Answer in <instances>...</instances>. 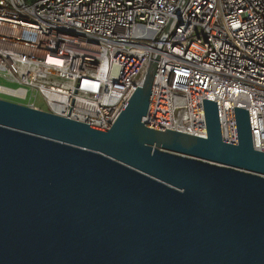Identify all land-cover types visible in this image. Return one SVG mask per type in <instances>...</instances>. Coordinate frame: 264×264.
I'll return each mask as SVG.
<instances>
[{"label":"water","instance_id":"water-1","mask_svg":"<svg viewBox=\"0 0 264 264\" xmlns=\"http://www.w3.org/2000/svg\"><path fill=\"white\" fill-rule=\"evenodd\" d=\"M149 67L109 128L0 98V264H264V152L145 123Z\"/></svg>","mask_w":264,"mask_h":264},{"label":"built area","instance_id":"built-area-1","mask_svg":"<svg viewBox=\"0 0 264 264\" xmlns=\"http://www.w3.org/2000/svg\"><path fill=\"white\" fill-rule=\"evenodd\" d=\"M149 67L145 123L205 137L208 99L236 143L242 107L264 152V0H0V95L106 129Z\"/></svg>","mask_w":264,"mask_h":264},{"label":"rangeland","instance_id":"rangeland-1","mask_svg":"<svg viewBox=\"0 0 264 264\" xmlns=\"http://www.w3.org/2000/svg\"><path fill=\"white\" fill-rule=\"evenodd\" d=\"M11 86L16 87V85H11ZM30 94L31 93L29 92L28 95H30ZM0 98L8 100V101L15 102V103H19V104H22V105H26L27 104V100H24V99H17V98L3 96V95H0ZM35 105L37 106L38 109L45 110V104H44V102H43V100L41 98H39V97L35 98Z\"/></svg>","mask_w":264,"mask_h":264}]
</instances>
